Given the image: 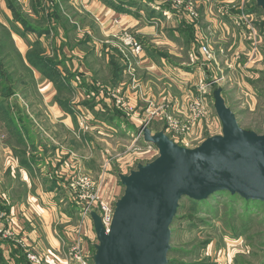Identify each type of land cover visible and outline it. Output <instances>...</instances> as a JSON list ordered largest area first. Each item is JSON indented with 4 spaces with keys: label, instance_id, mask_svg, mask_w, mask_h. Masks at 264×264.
Masks as SVG:
<instances>
[{
    "label": "rangeland",
    "instance_id": "obj_1",
    "mask_svg": "<svg viewBox=\"0 0 264 264\" xmlns=\"http://www.w3.org/2000/svg\"><path fill=\"white\" fill-rule=\"evenodd\" d=\"M17 1L20 2L22 10L28 14L32 12L30 7L35 5L41 17L45 16L48 11H52L51 7L55 2H60L64 14H78L77 20H74L75 28L72 29L77 31L81 27L78 34L75 31L68 38V34L65 32H62L63 36H61L60 31L58 33L52 29L50 36L47 37V40L42 41V44L47 46L46 55L48 57H55L59 61L63 60V63H59L55 67L60 72L61 80L68 78L69 83L74 84L75 80H81L80 73H82L80 67L79 70L75 68L76 65L84 63L89 67L91 73L89 77L95 81L92 93L86 98L89 106L84 104V107H81L79 104L78 108L77 103L72 107L75 114L74 119L68 115L65 117L62 108L53 100L54 87H43L45 78L39 74V76L37 75L39 77L38 85L42 98L39 99L38 106L34 108L35 113L40 114L35 120L40 123L42 129L56 128H53L52 131H43L42 136L47 142L45 143L47 147L50 146L49 139L51 138L53 141L63 144V147L65 143L62 141H70V148L75 149L72 158L75 160L77 158V163L82 164L84 170L90 172L96 183L101 181L102 194L105 198L110 199L109 201L115 203L123 193L118 173L126 174L130 169H134L137 163L149 162L158 155L153 144H146L142 136L136 137L139 132L138 128L145 125L148 118H150L148 126L153 131L164 129L165 122L171 118L179 122L187 121L188 105L193 97L204 98L205 116L195 120L191 133L181 135L166 132L170 138L183 146L194 147L206 137L220 133L221 123L214 110L213 100V91L217 87L222 88L226 104L234 111L242 128L257 133L264 132V72H262L264 71V51H261L264 46L261 49L255 47V50L252 51L245 38L234 34L236 26L233 27L232 21L223 16L226 5H229V12L230 6L238 7L241 0H193L196 11V15L193 17L188 15L184 6L180 7L172 0H141L132 7L122 6L124 9L116 11L121 15L130 14L140 22L144 21L143 18H139L141 16L148 19L149 13L157 14L156 16L159 18H164L161 21L166 28L177 24V17L172 14V12H177L178 16L189 20L190 24L192 22L197 30L199 28L198 33L212 37L214 42L209 38L206 40L211 47V55L207 56L201 51V46L205 42L196 37V40H191L192 38L184 33L188 41L185 36L184 39L181 38L180 43L182 41L185 44H181L183 49H178V54L169 56V53L165 51V54L170 57V60L166 61L167 68L178 67L173 74L167 70L170 74L169 77L155 70L149 72L141 69L143 51L145 53L146 51L157 52L152 57L157 61L159 53L164 51L159 47H151L154 48L152 50L147 48L152 44H148L146 38L144 39L141 35L131 31L130 26H126L123 22L121 24L120 17H113L114 24L118 25V29L112 34L111 28L106 31L105 27L102 28L101 25L109 24L112 13L105 11L103 24L100 23L98 18L100 19L103 14V11H99L101 0H67L65 3L62 0H40L42 8L40 5H36L39 0ZM217 1L221 3L217 4ZM153 3L156 5L152 6ZM243 7L247 9L248 4ZM163 8L167 11L162 12ZM253 16L251 18L256 23L260 24L261 22V27L264 22L263 12L256 10ZM33 17L36 16L33 15ZM78 18L80 20L85 18L86 25H80ZM212 18L225 22L223 26L227 27V30L223 31L226 38L219 40L218 36L222 37V30H211L207 27ZM14 25L13 22L8 21L6 13L0 7V37L3 38L0 40L3 43L1 53L4 52L7 57L4 59L6 64L3 65L4 67L2 66L3 70L1 68L0 70L3 74L8 75V73H12L10 68L12 64L14 68H18L15 74L10 75L13 78L12 82L16 84L15 78L24 80H30V78L27 71L20 68L19 57L15 49L12 48L10 38L8 39L6 35L5 27L11 31L10 34L13 33L16 40L13 41L14 45L22 52L26 51L27 44L13 32ZM210 32L214 34L210 35ZM86 35L88 38L85 37ZM236 36L237 38H235ZM72 38H74V43L68 47L67 44ZM125 39H131L140 44L139 53H135L132 47L126 45ZM262 42L264 45V40ZM193 43L197 45L198 49H193ZM219 43L224 44L221 45L222 49L218 48ZM72 48H77L85 53L82 60H78V57L75 56L71 58V61H66V53ZM184 48L189 49L191 53L188 50L185 51ZM99 51L101 52L99 53ZM119 51L122 54V59L119 57ZM113 57L119 59V62L114 59L116 66L121 65L122 69H129L128 73L126 71L124 74L125 84H120L115 88L111 87L117 82L113 76L115 68L111 64ZM156 66L165 70L160 63H156ZM33 79V85L37 86V79L34 75ZM32 83L29 81L27 86H24L21 82H17L14 87L17 98H23L21 94H26L28 96L26 102L30 104L31 99L35 102L37 92L34 91ZM149 94L153 99L147 96ZM162 94L170 96V99L159 98ZM60 95L58 93V96L62 98H70L73 93L62 88ZM95 97L98 100L97 103L101 104V110L96 114L94 108L91 107L96 102ZM181 105L183 108L176 110L177 106ZM81 109L82 111L85 109L84 114L89 113L93 118L81 115ZM116 110L123 115V118L119 122L120 125L116 124V127L113 126L115 129H111L110 126L115 124L109 123L105 115ZM95 117L98 121L101 118L105 124L100 121L99 123L104 126H96ZM63 126H68L71 129L66 139L67 130ZM3 131H5L4 128ZM1 144L0 142V169L5 161ZM71 162L74 163L73 159ZM46 166L48 167V164ZM179 205L178 217L173 220L170 226V249L172 248V250L168 253V264H264L263 203H259L255 210L247 209V205L241 200L235 199L234 201L228 194H220L217 201L211 205L200 207L186 199H181ZM70 207L73 211L70 204L66 205L67 210ZM88 223V236L91 233L95 237L92 221H88ZM94 252L95 250L93 251V248L90 247L88 264H93L92 254Z\"/></svg>",
    "mask_w": 264,
    "mask_h": 264
},
{
    "label": "crops",
    "instance_id": "obj_2",
    "mask_svg": "<svg viewBox=\"0 0 264 264\" xmlns=\"http://www.w3.org/2000/svg\"><path fill=\"white\" fill-rule=\"evenodd\" d=\"M109 1L113 2V0ZM249 2L250 0H241V3L238 7H236V5H234V7L230 6L229 12V5H226L225 14H223V16L227 17L229 21H232L233 27L235 25L233 18L235 15L240 13L241 8L246 13H249L246 11V7H243V5H247ZM218 3L220 4L221 2L217 1V4ZM155 5L156 3L152 4V6ZM0 7L6 13L8 21L15 24L13 26V32L27 44V49L25 52L19 50L18 47L14 45L13 41L16 40L14 39L13 33L10 34L11 31H9V29L5 27V29H7V31L9 32L12 48L15 49L16 54L20 56V68L25 70L20 62V60L22 61V59L24 63L30 68L29 70H25L29 74L30 80L15 78L16 84L17 82H21L24 86H27L29 81H31L32 83V81L34 80L33 75L37 79V86L36 84L33 85L32 83L34 91L37 92V95H35V102L32 99L30 100V104L26 102L25 100H27L28 98L26 94H21L23 98H17V92L14 89L16 84L11 81L8 83L11 87V93L4 97V100L0 105L6 109L5 112L0 111V142L2 143L1 151L3 152L5 157L3 167L0 169V211L3 214L2 219L5 226L11 229V236L0 237V264H33L27 258L28 252L38 254L42 258V264H69L68 249L71 245V242H73L78 237L74 234V228L78 218L77 212L79 210L77 200L74 197L71 189L69 188V182L78 174H91L90 172L84 170V166L82 164L77 163V158L76 160L75 158H72L74 157L73 155L75 153L73 152L75 151V149L70 148V141H62L63 143H65L63 147V144L61 145L58 142L53 141V139L51 138L49 139L50 146L47 147L45 145V143L47 142L44 141V138L42 136L43 131H52V129L55 127L42 129L40 127V123L36 122L35 120V118H38L40 114L35 113L34 108L38 106L39 99L42 98V95L39 91L38 76L40 74L45 78L42 84L43 87H54V94L52 96L54 102L59 105L60 108H62L65 117L68 115L71 117V119L75 115L72 109L74 105L76 106L78 103V108L80 106L84 107V104H86V106H89V104H87L88 102H86V98L92 93L95 81L89 77L91 75L89 67L85 66L84 63H80L75 67L78 70L80 67L82 69H80L82 73H80L81 80H75L77 83L75 82L74 84H71V82L69 83L70 80H67L68 78H63L62 80L60 79V81L50 80L38 69L29 66L26 61V53L30 49L31 44H33V42L37 41L38 39L40 41L41 48H43L44 50L43 54H46L47 46L46 44H42V41L47 40V37L50 36L53 28H55L53 30L58 33L60 31L61 36H63L62 32H64V30L51 18L48 22L50 23V28L51 26L52 28L48 32L40 34L36 31V29H34L35 31H25L21 23L13 19L12 14L4 0H0ZM209 8L210 6L208 5V9ZM118 10V8H114L111 4H109L107 0L100 1L99 11H103V14L100 18L101 20L98 18V20L101 21L100 23L103 24L102 20L104 19L103 15L105 14V11L112 13L110 16L109 24L101 25L102 28H106L105 31L111 28L110 32L112 34V32L118 29V25L114 24L113 18L118 16V18L120 17L121 19V24L124 23L128 27L130 26L131 31L137 33V35H141V37H144V39L146 38L148 44H152V46L147 48L152 50L156 47H159L164 51L162 53H159L158 61L152 58L153 55H155L157 52L153 51L152 53L146 51V54L145 51H143V64L141 65V69H144L146 71L153 72L155 70L159 73H164V75H168V77L170 74L175 73V69H178V67L172 66L167 68L166 61L168 62L170 60L169 56L178 54V49H183L181 45L183 42L181 41L180 43V40L181 38L184 39L182 32L183 27L186 24L191 25L194 32L191 40H196L195 37L199 40H203V38H209L210 41L214 42L212 37H206L205 35L198 33L199 28L197 30L196 26H194L192 22L190 24L189 20H186L185 18L184 20L183 18L178 16L179 14L177 12H172V14L177 17V24L172 25V27L166 28L164 25H162L163 21H161V19L164 18H159V16H156L157 14L153 15L152 13H149L148 15H150V17L148 19L144 16H141L139 18H143L145 22H140L139 19H135L130 14H117L116 11ZM161 11L165 12L167 10L163 8ZM78 20H80V18H78ZM210 21L211 22L207 26L208 28H210L211 30H222V37L218 36V39L221 40L222 38H226V35L223 31L224 29L227 30V27L223 26L225 22L221 19L217 21L213 18ZM72 22L76 23L74 20ZM80 25H86V23ZM235 26V30L233 29L235 32L234 34L239 37L245 38L243 29L237 25ZM80 28L81 27H79L77 31L75 30L77 32L76 34L79 33ZM110 32L108 31V33ZM213 34L214 33L210 32V35ZM237 36L235 38H237ZM85 37L88 38V35H86ZM106 41L105 43L108 44V42ZM73 43L74 38L69 40V44H67V46L69 47L70 44ZM148 44L147 46H149ZM159 44L161 45L159 46ZM189 44L191 47V42ZM221 45L224 44L219 43V49H222ZM248 47H250V44ZM261 47H263V42H261ZM2 48L3 46L0 47L1 50ZM193 49H198L197 45H195L194 43ZM184 50H188V52H190V50L187 48H184ZM165 51L169 53V56L165 54ZM100 52L101 51H99V53ZM1 54L5 59L6 55L4 54V52H2ZM84 54L85 53H83L79 49L72 48L66 53V61H71V58L75 56L78 57V60H82L81 58ZM121 56L122 54L119 51V57L121 58ZM61 62L63 63V60ZM156 63H160V65L164 67L165 70L163 71V69H161L159 66L157 67ZM11 66L12 68H14L13 64ZM128 70V68H123L121 80H116V84H112L111 87L115 88L120 84H125L124 79L126 78L124 74L126 71L128 73ZM167 70L170 71V74L167 72ZM15 71L17 72L18 68H16ZM124 87L126 88V85ZM62 88L70 90V92L73 93L72 97H60L62 96L60 95ZM58 93L60 96H58ZM1 96L2 95H0V97ZM147 96L149 98H152L150 97V94ZM161 97H163L164 100L170 99V96L165 94L159 96V98ZM23 100L24 103H22ZM95 100L96 102H94L93 106L91 105V107L94 108V113L96 114L101 110V104L97 103L98 100L96 97ZM181 101H183L182 98ZM180 108H183V106H177L176 110ZM82 109V113H80L81 115L84 114V110L86 108L83 111ZM85 115L93 118L89 113L84 114V116ZM95 120L96 126H104L105 123L101 118L99 119V121L104 124L99 123L97 117H95ZM90 126L93 127L92 125ZM113 126L116 127V124L110 126V128L115 129ZM63 127L67 130L65 134L66 139L71 129L68 126ZM3 128L5 129V131H3ZM71 159H73L74 163L71 162ZM69 163H71V166L69 165ZM46 164H48V167L46 166ZM68 170L70 171L68 172ZM67 204H70V206L73 207V211L71 207L68 210L66 209ZM88 233L89 229L87 228L86 232L84 231V233L82 234V237H78V239L80 240L79 245L81 246L82 250L87 253H89V248L94 247V244L96 243V238L92 236L91 233L89 234L90 236H88Z\"/></svg>",
    "mask_w": 264,
    "mask_h": 264
},
{
    "label": "water",
    "instance_id": "obj_3",
    "mask_svg": "<svg viewBox=\"0 0 264 264\" xmlns=\"http://www.w3.org/2000/svg\"><path fill=\"white\" fill-rule=\"evenodd\" d=\"M264 14V0H254ZM221 131L194 147L170 138L164 129L138 128L158 155L118 173L123 186L108 228L90 210L96 237L93 264H168L171 224L179 202L203 201L218 191L264 202V132L242 128L226 104L222 88L213 91Z\"/></svg>",
    "mask_w": 264,
    "mask_h": 264
},
{
    "label": "built area",
    "instance_id": "obj_4",
    "mask_svg": "<svg viewBox=\"0 0 264 264\" xmlns=\"http://www.w3.org/2000/svg\"><path fill=\"white\" fill-rule=\"evenodd\" d=\"M172 1L180 7L184 6L189 16L193 17L194 15H196L193 0ZM253 15L254 12L249 14L241 8L240 13L235 15L233 18L235 25L243 29V34L249 42L250 49L252 51L255 50V47H259L261 49V45L259 44H261L264 36L260 27L261 22L259 21L260 24L256 23V21L251 18L254 17ZM125 40L126 45L132 47L135 53H139V51L141 50L140 44L133 42L131 39ZM206 40L207 38H203V41L205 43L202 44L201 51L205 55L210 56L211 47ZM205 114L206 111L204 107V98L201 99L199 97H193L188 105V120L179 122L178 120L172 118L168 119L167 122H165L164 130L165 132L169 131V133L181 135L191 133L192 126L195 120L202 117L203 115L205 116ZM149 119L150 118L146 120L147 123L145 125H148ZM141 136V132H137L136 137ZM152 146L155 147L154 145ZM154 149L157 150L156 148ZM69 188L74 194V197L76 198L77 204L79 206V210L77 212L78 218L74 228V234L80 238L82 237L84 231L86 232V229L89 226L88 221H91L89 216L90 210H95L101 216L104 226L108 228L112 219L114 201H109L110 199L105 198V196L102 194L101 181L99 183H96L91 175L85 173L78 174L69 182ZM2 217L3 214L2 212H0V237H9L11 236V229L5 226ZM78 237L73 242H71V245L68 249V262L69 264H88L87 258L89 257V254L82 250L81 246L79 245L80 240L78 239ZM27 258L33 264H42V258L36 253L28 252Z\"/></svg>",
    "mask_w": 264,
    "mask_h": 264
},
{
    "label": "trees",
    "instance_id": "obj_5",
    "mask_svg": "<svg viewBox=\"0 0 264 264\" xmlns=\"http://www.w3.org/2000/svg\"><path fill=\"white\" fill-rule=\"evenodd\" d=\"M4 1L6 2V5L9 8L13 19L15 21L20 22L25 31L36 29V31L39 32L40 34H42L44 32H48L50 30V23L48 21L52 18V20L56 24H58L60 27H62L64 32L66 34H68L67 35L68 38H70V34H72L74 32V30H72V29L75 28L74 27L75 23H73L72 21L77 19L76 16H78V14H72V13L64 14L62 9H61L60 2L59 3L55 2L51 7L52 11H50V12L48 11L45 14V16L41 17V16H39L38 10H37L35 5H32L30 7V10L32 12H30V14H28V13H25L26 11L24 12V10H22L20 3L17 0H4ZM62 1L65 3L67 0H62ZM107 1L114 8L116 7L120 10V9H124L122 6L132 7L136 4H138L141 0H113V2L109 1V0H107ZM36 5H40V7L42 8L40 0L36 2ZM256 10L261 11V9L256 6L255 1L250 0V2L248 3V8L246 9V11L249 13H252V12H255ZM33 15H35L36 17H33ZM78 21L80 22V24H84L85 18H82L81 20H78ZM51 28H52V26H51ZM53 29H55V28H53ZM262 30L264 31V22L261 25V31ZM5 31H6V35H7L8 39H9L10 38L9 32L6 29H5ZM184 33L188 34L189 37L192 38V36H193L192 26L189 24H186L183 27V32H182L183 36H185ZM263 34H264V32H263ZM185 39H186V41H188V38L186 36H185ZM0 40H3V38L0 37ZM1 46H3L2 42H0V47ZM262 49H261V51H264V49L263 50ZM0 51H1V49H0ZM43 52H44V50H43V48H41L40 41L37 39V41H35V42H33V44H31L30 49L26 53V61H27L28 65L38 69L48 79L53 80V81H60V78H59L60 72L55 67L57 65H59V63H62V62L59 60H56L55 57H52V58L48 57L46 54H43ZM18 57L20 59V56H18ZM114 59H116L118 62H119V59L116 57H113V59L111 61V64L115 68V70L113 72V76H114L115 80L118 81L122 75V68H121V65H119V66L115 65ZM4 61L5 60L3 58V55L0 53V68L1 69H2V66L4 64H6V62H4ZM20 62H21V65L23 66V68L25 70L30 69L24 63L23 59H22V61L20 60ZM11 69H12L11 70L12 73L11 74L8 73V75L3 74V72H2L3 69L0 70V90H1L0 94H2V96L0 97V105H1L2 101L4 100V97H6V95L11 93V87H10V84H8V83L13 80L12 76H10V75H13L16 72L15 71L16 68H12V66H11ZM262 72H264V71H262ZM0 111L5 112L6 109L3 108L2 106H0ZM117 112H118L117 110L109 112V115H105L106 120L109 123H114V124L120 125L119 122L122 120L123 115L119 112H118V114L115 115V113H117ZM220 194H228L230 196V198H232L234 201H235V199L241 200L244 204L247 205L246 206L247 209L255 210L259 203L264 204V202L258 201V200H245L237 194L232 195L226 191L215 192L214 194L209 196V198H207L206 200L200 201V202L190 200L186 197H184L182 199H186L187 201L191 202L193 205L201 207V206L211 205V203L217 201V198ZM248 207H250V208H248ZM179 209H180V205L178 207L177 214L174 217V220L178 217ZM92 248L94 251L95 250L94 247H92ZM171 250H172V248L170 249L169 252H171Z\"/></svg>",
    "mask_w": 264,
    "mask_h": 264
}]
</instances>
